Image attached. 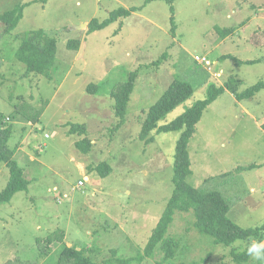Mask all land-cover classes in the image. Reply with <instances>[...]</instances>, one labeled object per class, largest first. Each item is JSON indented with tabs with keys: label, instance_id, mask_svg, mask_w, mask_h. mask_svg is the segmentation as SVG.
<instances>
[{
	"label": "rangeland",
	"instance_id": "rangeland-1",
	"mask_svg": "<svg viewBox=\"0 0 264 264\" xmlns=\"http://www.w3.org/2000/svg\"><path fill=\"white\" fill-rule=\"evenodd\" d=\"M18 5L22 16L13 29L5 31L0 19V112L13 128L8 146L19 144L14 158L28 186L0 204V264H57L65 246L88 248L97 263L142 254L172 192L179 136L154 130L142 139L145 114L173 79L189 83L193 94L159 124L203 99L210 84L233 77L243 90L264 81V0H0V15ZM111 16L87 31L91 19ZM215 26L231 31L220 38ZM38 29L56 40L49 78L26 72L16 59L19 38ZM75 39L78 50L67 46ZM133 70L124 122L115 127L109 92ZM90 83L94 94L86 90ZM33 111H41L35 122L28 120ZM70 124L85 131L68 133ZM263 124L264 89L243 100L225 89L188 142V183L198 187L210 178L241 228L264 223ZM103 161L110 165L105 176L95 166ZM8 178L0 162V191ZM173 216L166 236L178 240L174 258L164 261L156 247L128 264H264L249 255L235 260L250 240L213 244L191 212L176 209Z\"/></svg>",
	"mask_w": 264,
	"mask_h": 264
},
{
	"label": "trees",
	"instance_id": "trees-1",
	"mask_svg": "<svg viewBox=\"0 0 264 264\" xmlns=\"http://www.w3.org/2000/svg\"><path fill=\"white\" fill-rule=\"evenodd\" d=\"M167 1L169 3L172 2V0ZM171 8L172 6L170 7L172 11ZM21 16V5L3 11L0 15V19L6 24L5 31L13 29ZM113 16L101 22L96 21L95 18L91 19L88 23L87 31L90 32L92 30L101 29ZM171 21H173L172 17ZM215 28L218 33L222 35V37L220 35V38H223L231 31V28L226 27L221 28L215 26ZM19 39L20 44L16 50V59L24 64L26 72L46 74L44 76L49 78L50 73H47L53 65L56 48V40L53 34L44 29H38L31 31L30 34L23 38L20 37ZM79 45L80 41L77 39L69 40L67 43L69 48L75 50H78ZM223 57H226V55ZM229 57L232 56L229 55ZM239 62L240 61L237 60V63ZM245 62L253 61L248 60ZM153 64H157V61L153 62ZM136 76V70L130 71L126 80L113 87L109 92L110 97L113 99L114 114L118 119L114 125L115 127H119L124 122L127 103L133 91ZM240 84L241 80L233 77L228 78L221 85L210 84L206 89V96L203 99H199L192 103L184 112L170 122L159 124L160 119L169 111H172L179 104L184 103L193 94V88L189 83L179 79H173L159 98L149 107L141 123L140 135L142 139L154 130L157 133L169 131L179 132V136L175 142L172 163L173 188L155 228L146 241L143 253H138L135 257H116L114 261L117 264H128L133 260L140 261L144 257H151L154 255L156 247H159L161 252H163L164 261L173 259L177 250L178 240L170 236L167 237L166 230L173 220L176 209L191 212L194 217L193 225L200 234L212 237L213 244L228 246L231 242L242 239L251 241L247 244L248 248L252 245V240H254V243H259L264 238V223L256 227L241 228L228 218L227 212L230 207L229 203L223 197L219 189H217L215 184H208L211 181L210 178L205 179L203 185L198 187L190 185L187 181V177L191 173V161L187 149L188 142L194 133L196 123L201 119L207 105L213 102L225 89L235 94L237 100L249 98L256 92L264 89V81H258L243 90H238ZM86 90L89 94H94L96 92V85L90 83L87 85ZM40 112L41 111H33V114L28 116V120H32L33 122L37 121ZM5 119L6 116L0 112V162L4 163L9 173L8 181L5 187L0 191V204L10 201L16 192L26 190L28 186V180L25 178L24 174V166H20L14 158L15 151L19 149V144H14L12 148L8 146V140L12 136L13 128ZM83 131H85V126L83 124H70L67 130L68 133L78 132L79 135H81ZM152 136H149L147 140L153 139ZM83 140L89 142L86 138ZM77 145L81 147L82 151H87L89 149V143H86V147H84L82 146L81 140L77 142ZM95 166L97 171L104 176L105 173L110 170V165L105 161ZM228 174L229 173H223L222 176H227ZM62 235L63 233L60 234L59 238H62ZM49 241L51 242L52 239ZM36 242H38V240H36ZM247 248L238 254H235L234 251L231 252L233 255L235 254L234 257L238 263L247 260ZM88 251V248L76 249L72 246H65L59 253L57 264H114L110 263L109 259H104L101 263L94 262L89 256L90 251ZM45 255L46 251L39 250L38 256L42 257Z\"/></svg>",
	"mask_w": 264,
	"mask_h": 264
},
{
	"label": "clouds",
	"instance_id": "clouds-1",
	"mask_svg": "<svg viewBox=\"0 0 264 264\" xmlns=\"http://www.w3.org/2000/svg\"><path fill=\"white\" fill-rule=\"evenodd\" d=\"M247 254L254 261H264V245L259 243H253L247 248Z\"/></svg>",
	"mask_w": 264,
	"mask_h": 264
},
{
	"label": "built area",
	"instance_id": "built-area-1",
	"mask_svg": "<svg viewBox=\"0 0 264 264\" xmlns=\"http://www.w3.org/2000/svg\"><path fill=\"white\" fill-rule=\"evenodd\" d=\"M82 183H81V181H80V184H78V186H80Z\"/></svg>",
	"mask_w": 264,
	"mask_h": 264
},
{
	"label": "crops",
	"instance_id": "crops-1",
	"mask_svg": "<svg viewBox=\"0 0 264 264\" xmlns=\"http://www.w3.org/2000/svg\"><path fill=\"white\" fill-rule=\"evenodd\" d=\"M254 119H255V117H254ZM256 120V119H255ZM256 122H258V120H256Z\"/></svg>",
	"mask_w": 264,
	"mask_h": 264
}]
</instances>
